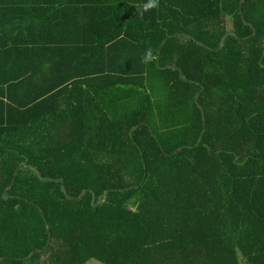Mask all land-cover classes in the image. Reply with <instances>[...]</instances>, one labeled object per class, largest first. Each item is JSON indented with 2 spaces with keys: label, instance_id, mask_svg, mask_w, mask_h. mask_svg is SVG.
Returning a JSON list of instances; mask_svg holds the SVG:
<instances>
[{
  "label": "trees",
  "instance_id": "1",
  "mask_svg": "<svg viewBox=\"0 0 264 264\" xmlns=\"http://www.w3.org/2000/svg\"><path fill=\"white\" fill-rule=\"evenodd\" d=\"M114 1L0 51V264H264V0Z\"/></svg>",
  "mask_w": 264,
  "mask_h": 264
},
{
  "label": "crops",
  "instance_id": "2",
  "mask_svg": "<svg viewBox=\"0 0 264 264\" xmlns=\"http://www.w3.org/2000/svg\"><path fill=\"white\" fill-rule=\"evenodd\" d=\"M215 1L218 3V0ZM113 2L116 1L0 0V51H43L42 48L56 44L76 47L80 42L88 44L90 38L102 42L114 41L111 39L120 36L121 29L107 28V24L103 23L100 29L104 31L95 34L91 28L99 17L94 15L98 10L96 6L101 12V6ZM194 9L189 10L188 14L186 11L181 13L185 19L195 21L198 16Z\"/></svg>",
  "mask_w": 264,
  "mask_h": 264
},
{
  "label": "water",
  "instance_id": "3",
  "mask_svg": "<svg viewBox=\"0 0 264 264\" xmlns=\"http://www.w3.org/2000/svg\"><path fill=\"white\" fill-rule=\"evenodd\" d=\"M253 36H255V32H254ZM224 45H225V40H223V43H222V46H221V47H224ZM20 168H24V166H21ZM20 168H19V169H20ZM19 169H18V170H19ZM18 170L15 172L14 180L16 179V176H17ZM40 178H42L41 175H40ZM14 180H13V182H14ZM83 194H84V193H83ZM83 194H82V195H83ZM106 194H107V193H106ZM106 194H105V199L107 198V195H106ZM80 198H81V196H80ZM94 201H95V198H94Z\"/></svg>",
  "mask_w": 264,
  "mask_h": 264
},
{
  "label": "rangeland",
  "instance_id": "4",
  "mask_svg": "<svg viewBox=\"0 0 264 264\" xmlns=\"http://www.w3.org/2000/svg\"><path fill=\"white\" fill-rule=\"evenodd\" d=\"M87 264H103V263H101V262H99V261H97L95 259H91V260L88 261Z\"/></svg>",
  "mask_w": 264,
  "mask_h": 264
}]
</instances>
